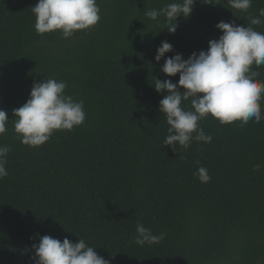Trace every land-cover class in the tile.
<instances>
[{"label":"trees","instance_id":"1","mask_svg":"<svg viewBox=\"0 0 264 264\" xmlns=\"http://www.w3.org/2000/svg\"><path fill=\"white\" fill-rule=\"evenodd\" d=\"M172 2L179 0H97L99 22L64 38L36 32L38 0H0V110L9 119L0 146L10 148L0 179V264H36L33 245L45 235L83 239L109 264H264V119L222 125L209 115L199 126L211 142L193 139L174 152L159 111L167 93L154 88L155 79L178 84V74L162 73L165 59L207 51L222 35L219 22L264 32V23H250L264 22V0L247 12L228 0H195L170 34L165 17L145 13ZM164 41L173 51L157 62ZM251 70L264 82V65ZM50 78L83 100L86 119L26 146L13 110ZM182 106L191 110L190 100ZM200 167L210 182H200ZM138 221L165 238L137 245Z\"/></svg>","mask_w":264,"mask_h":264},{"label":"clouds","instance_id":"2","mask_svg":"<svg viewBox=\"0 0 264 264\" xmlns=\"http://www.w3.org/2000/svg\"><path fill=\"white\" fill-rule=\"evenodd\" d=\"M195 0H179L167 4L160 10H148L145 14L151 20L166 18V30L174 34L177 20L190 17ZM211 4L210 2H202ZM252 0H228L232 9L247 12ZM35 15V30L38 34L55 31L64 38L75 32L90 29L100 20V8L97 0H38L31 8ZM259 15L264 17V9ZM251 25H261L258 17L250 18ZM222 32L218 40L209 41L208 50L192 53L187 59L176 54L165 59L161 69L167 77L179 75V81L155 79L157 93L167 94L160 101L159 111L166 116L170 126L164 140L175 152L179 144L184 149L190 147L193 139L210 143L212 137L206 135L199 121L209 115L222 125L240 122L241 126L250 120L260 123L261 101L264 100V82L257 78L259 71L251 70L264 65V32H258L250 26H237L221 21L216 25ZM173 46L164 41L157 49L155 60L159 62ZM67 84L56 79H43L34 83L27 102L13 110L14 129L21 143L30 147H39L50 140L57 131H72L83 125L86 119L83 100H74L65 95ZM180 89H183L181 91ZM191 102V110L182 103ZM8 114L0 110V135L7 131ZM195 133V136L193 135ZM8 146H0V179L8 175L6 156ZM196 175L201 183H208L211 176L208 170L200 167ZM164 233L155 235L142 222L136 224L134 242L137 245L158 244L165 238ZM36 264H109L99 256L96 248L86 244L85 240L70 242L45 235L38 245H33Z\"/></svg>","mask_w":264,"mask_h":264}]
</instances>
